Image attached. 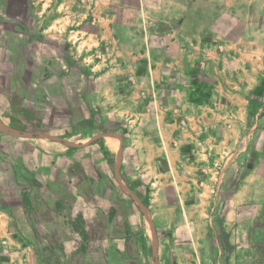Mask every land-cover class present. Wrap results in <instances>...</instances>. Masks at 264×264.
I'll return each instance as SVG.
<instances>
[{
    "label": "rangeland",
    "instance_id": "rangeland-1",
    "mask_svg": "<svg viewBox=\"0 0 264 264\" xmlns=\"http://www.w3.org/2000/svg\"><path fill=\"white\" fill-rule=\"evenodd\" d=\"M103 1L4 0L0 11V232L4 235L0 248L23 254L29 264H161L156 248L188 246L196 249L200 264H264L262 175L251 177V199L238 197L236 206L228 205L231 190L251 167L245 163L246 156L227 167L214 191H204L200 169L194 192H188L183 176L170 172L164 160L156 168L131 154L128 172L142 183L130 191L117 181L98 146L90 141L93 119L77 95L76 73L86 72L92 64L90 53L102 68L106 49L104 41L88 45L96 36L85 41L87 26L98 23L91 9L95 13L103 6L112 9L114 23L125 26L120 32L128 41V27L140 23L146 29L154 18L151 13H160L165 4ZM219 1L215 19L220 36L239 40L244 58L250 53L261 66L250 94L257 110L264 104V0ZM192 2L207 6L202 0ZM42 6L46 9L40 14ZM136 9L144 10L137 18ZM194 22L191 18L189 24ZM49 23L54 25L50 32L56 31L61 40H48L42 50V30ZM70 34L83 36L81 48L73 37L65 39ZM85 75L87 86L90 79ZM5 114L17 121L5 124ZM104 129L110 132L112 126ZM134 129L123 127L124 139L135 134ZM255 148H259L256 157L262 148ZM139 195L147 197V205ZM200 195V201L189 200ZM196 218L202 223L192 231L191 220Z\"/></svg>",
    "mask_w": 264,
    "mask_h": 264
},
{
    "label": "crops",
    "instance_id": "crops-1",
    "mask_svg": "<svg viewBox=\"0 0 264 264\" xmlns=\"http://www.w3.org/2000/svg\"><path fill=\"white\" fill-rule=\"evenodd\" d=\"M158 1L165 2L161 12L151 13L154 18L144 30L139 22L128 27V41L120 32L125 26L114 23L112 9L103 6L97 13L91 9L98 23L87 26L85 41L96 36V41L88 45L94 47L104 41L106 49L102 68L94 54L87 55L92 60L86 66L90 79L87 86L86 72L76 73L77 95L93 119L90 141L104 158V152L112 156L108 169L127 189L124 180L142 183L141 178L134 180L128 172L131 154L156 168L164 160L170 172L183 176L188 192H194L200 169L204 191H214L219 176L244 155L246 165L251 167L246 168L245 177L228 199L229 206H236L238 197L251 199V177L262 175L264 181V104L255 110L250 98L261 66L250 53L244 58L239 40L220 36V23L215 19L220 13L219 0H202L207 3L202 8L192 0ZM3 4L0 0V11ZM40 8L41 14L46 7ZM142 11L136 9L135 17ZM191 18L197 21L193 25L189 24ZM53 26L46 24L42 30V50L48 40H61L56 31L50 32ZM72 37L79 41V47L85 43L80 38L83 36L70 34L65 39ZM77 55H81L78 48ZM107 124L112 129L105 133ZM123 127H134L136 133L124 139ZM255 147L262 148L256 157L255 149L259 148ZM200 197L189 200L200 201ZM200 223L199 218L191 220L192 231ZM3 236L0 232V239ZM155 253L161 264H200L198 252L191 246L166 251L158 247ZM22 255L0 248V264H29V258Z\"/></svg>",
    "mask_w": 264,
    "mask_h": 264
},
{
    "label": "trees",
    "instance_id": "trees-1",
    "mask_svg": "<svg viewBox=\"0 0 264 264\" xmlns=\"http://www.w3.org/2000/svg\"><path fill=\"white\" fill-rule=\"evenodd\" d=\"M2 121L5 123V124H12V123H14V122H16L17 121V119L14 117V116H12V115H9V114H5L3 117H2ZM90 122V121H89ZM67 134H69L70 132H69V130H68V132H66ZM9 137H12V138H19V136H17V135H12V134H9L8 135ZM105 154V158H106V160H107V162L109 163V165H110V167H111V165H112V162H113V158H112V156H110L107 152H104ZM124 182H125V184L127 185V187L129 188V189H131V190H135V187H137L138 185H140V182L139 181H135V182H127V181H125L124 180ZM139 197H140V200H141V202H142V204H144V205H147L148 204V201H147V197H141L140 195H139ZM78 225L80 226V224L78 223Z\"/></svg>",
    "mask_w": 264,
    "mask_h": 264
}]
</instances>
